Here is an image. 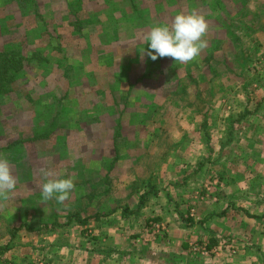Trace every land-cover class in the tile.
<instances>
[{
    "label": "rangeland",
    "instance_id": "374dc122",
    "mask_svg": "<svg viewBox=\"0 0 264 264\" xmlns=\"http://www.w3.org/2000/svg\"><path fill=\"white\" fill-rule=\"evenodd\" d=\"M98 1L96 9L94 4L79 14L74 8L73 14L55 15L52 12L56 10H48L44 0H0V47L4 46L0 64L13 44L17 55L23 56L17 69L11 65L6 71L0 68V154L17 178L15 189L0 196V264L62 262L60 248L69 240L64 234L73 231L74 236L78 231L71 216L89 217L81 226L89 243L102 221L108 225L110 206L124 209L123 200L110 202L127 193L128 184L120 180L106 192L97 190L101 202H86L88 196H80L76 188L69 194L70 202L44 199L43 173H49L48 179H58L69 172L62 166L68 163L70 169L75 159L87 161L92 153L113 151L171 153L179 149L180 156L186 158L197 156L195 150L202 149L207 154L208 144H216L217 133L224 128L231 132L232 145L239 139L235 152H241L250 163L253 154L264 155V14L260 13L264 0H233L244 2L238 12L229 2L226 9L237 14L218 12L215 7L220 0H205L214 4L204 17L206 47L186 63L171 57L151 60L143 37L155 25H170L183 7L186 11L195 6L199 9L202 0ZM57 42L62 44L58 55L52 54L51 45ZM20 134L24 139L44 134L46 138L13 147ZM244 134L254 139L245 141ZM186 137L189 141L185 142ZM3 145L6 150L2 151ZM125 157L120 159L123 163ZM235 158L228 165L230 172L233 167L240 168ZM143 160L146 167L158 162L149 156ZM202 166L201 162L199 168ZM202 168V177L210 174L209 164ZM148 171L140 174L146 180ZM263 179L247 176L253 187L256 180L261 186ZM196 180L192 183L198 187L190 190V202H185L186 190L171 202L180 220L176 229L184 237L175 245L181 248L180 253L175 252L178 256L163 263L264 264V249H245L228 237H212L202 223L199 232L194 230L203 220L204 203L219 199L217 194L214 200L216 193H208ZM73 182L74 187L83 184ZM146 184L143 181L140 187ZM234 186L231 192H237ZM249 220L242 231L248 229L247 234L250 224L256 222ZM162 222L149 221L140 241L160 247L166 239H159L162 236L154 227ZM51 234H57V239ZM255 238L251 235L246 240L248 246L262 242L264 248V241ZM147 261L161 264L158 255Z\"/></svg>",
    "mask_w": 264,
    "mask_h": 264
},
{
    "label": "crops",
    "instance_id": "0c3cea01",
    "mask_svg": "<svg viewBox=\"0 0 264 264\" xmlns=\"http://www.w3.org/2000/svg\"><path fill=\"white\" fill-rule=\"evenodd\" d=\"M13 1L15 2L16 0ZM204 2L205 6L202 5ZM229 2L234 4L236 12L244 4V2L241 3L242 5L235 3L233 0H220L219 6L215 8L217 11L225 12L226 10L229 14H233L234 9L232 11L228 10L229 8L226 9L228 4H230ZM44 4L48 10H56L52 12L55 15L73 14L72 10L76 11L77 9V13L79 14L81 10L90 8L94 4L95 9L100 5L98 0H95V3L94 0H44ZM212 5L214 6V4ZM211 6L206 4L205 0H202L199 9L195 6L190 7L186 11L183 7V10H179L178 13L188 14L194 12L203 17H207ZM211 10L213 11L212 8ZM31 11L33 12L34 10L31 9ZM260 13L264 14V10L261 9ZM51 45L52 54L61 52V42H57L56 44L52 43ZM11 47L13 48L11 49ZM14 47H16L14 44L8 46L6 49L7 54L21 63L23 60L22 53L17 55ZM2 49L4 50V46L0 47V53ZM31 53H34V51L32 50ZM47 59L49 58L47 57ZM49 60L51 61V59ZM221 121L223 123V120ZM261 122L263 123L264 121ZM257 127H259V124ZM46 134L42 135V137L46 138ZM217 135L216 144L215 142L208 144L207 154L206 152L202 153V149L195 150L197 156L189 154L186 158L180 156L179 149L171 153L149 151H129L124 153L113 151L108 154L106 153L109 157L105 154L95 152L91 154V157L87 161L83 160V158L77 161L75 159L76 163L71 162L70 169H68V163L67 165L65 164L66 167L62 166L64 170H68L69 172L60 174V178L71 177L73 181L76 180L78 183L81 181V184H83H79L73 189L76 188V192L82 197L87 195L88 199L86 202H101L97 190L106 192L108 189L113 188V185H116L117 180L123 181L128 186L125 196L114 198V200L110 199V202H118L119 199L123 200L125 202L124 209L119 208L118 205L116 207L115 205L110 206V218L108 217L110 220L107 221L108 225H103L106 222L102 221L98 229L94 230V236H92V240L90 239L91 242L88 243V238H85L82 234L81 226L83 224L79 223V220H88L89 217L84 218L82 216V218H79L77 215L71 217H77L78 221L71 219V223H76L75 226L78 228V231L74 236L73 231H66L64 235L69 240L60 248L62 262L57 261V259L56 262L59 264H149L147 260L150 261L154 255H158L159 262L161 264H167L163 262L166 259L169 260L173 255L178 256V254L175 255V252L180 253L181 248H177L175 245L184 237L179 229H176L180 220L177 218V212L175 207L173 205L171 206V202H175L178 199L177 196L183 190L188 192V198H184L185 202L189 201L192 196L189 194L190 190L198 187V185L195 186V183H192L195 179H197V183L203 185L204 189H207L208 193L214 194L215 192V198L219 196V199L216 202L209 201L210 203H204V207L201 208V211L203 212L204 210V212L200 214L203 220L198 222L194 230L197 232L200 227L199 225L202 223L205 232L207 234L209 233L212 237H228L233 243H237L239 247H245V249L257 251L264 249L261 246L262 242H258V244L255 242L256 244L252 243V246H248L249 243L246 241L250 240L251 235H254L257 240L261 239V241H264V228H261L264 226V181L260 186V181L256 180L253 187L251 181L247 180V176L249 175H252L253 179L264 176V155L256 156L253 154V162L250 163L248 161L249 158L247 160L246 156L239 154L241 152H235L236 148L234 149V147L235 145L237 146L239 139L236 140L235 145H232L234 143L228 140L231 137L230 131H226L224 128L223 132L221 130ZM24 137L20 134L19 138L13 140V147H16L17 144H21L22 142L36 141L42 138L40 136H32L24 139ZM243 137L245 141L248 138L254 139L253 135L250 136L249 134H244ZM186 141H189L188 137H186ZM5 147L3 145L2 151L6 150ZM122 155L126 156L125 159H127L124 163L120 160ZM1 156L4 158L2 153L0 154ZM146 156L156 158L158 160L156 166L146 167L145 160H143ZM233 157H236L234 161L237 162L236 165L238 164L240 168L233 167L234 170L230 172L228 165L232 164ZM106 158H109V160L105 161ZM197 162H199L198 167L196 166ZM201 162L204 164L202 167L209 164L208 172L212 174L210 177V174L202 177L201 174L204 172V169L202 167L199 168ZM191 166L194 169L191 170ZM148 169L149 171L146 173L148 178L146 180L140 174H144L145 170ZM216 170L218 172L220 171L219 175L216 174ZM21 174L22 172L19 171L18 175ZM121 175L124 176L120 177ZM200 176L201 178H199ZM227 176L233 179L227 178ZM227 180L228 183L232 182L235 185L234 188L237 192H231L233 184L226 183ZM143 181L148 182L144 188L140 187V183ZM136 183L139 184L138 188L134 187ZM255 186L261 189H256ZM230 192L231 194H229ZM114 195L118 197L115 192ZM66 202L70 201L66 199ZM92 215L95 216L96 214ZM251 218H254L256 222L255 224H250V233L247 234L248 229L242 232L248 226L247 223H250L247 221H250L249 219ZM154 220H162L163 222L161 224L165 227L162 232L163 235H160L162 237L159 239H166V241H163L158 248H153L154 244H150L153 245L150 246L140 241L142 237H145L143 235L148 230L147 226L149 221ZM245 234L249 236H245ZM51 237L57 239L58 235L51 234ZM164 242H166V247H163ZM229 246L230 244H228ZM161 258H164V260H161ZM56 262L54 259L50 263L47 261L46 264H57Z\"/></svg>",
    "mask_w": 264,
    "mask_h": 264
},
{
    "label": "clouds",
    "instance_id": "9594fccd",
    "mask_svg": "<svg viewBox=\"0 0 264 264\" xmlns=\"http://www.w3.org/2000/svg\"><path fill=\"white\" fill-rule=\"evenodd\" d=\"M208 25L204 17L197 13H177L170 25H155L143 37L147 44V56L155 61L158 58L171 57L175 62L186 63L197 57L206 47L202 37ZM143 49V53H144ZM45 182L41 192L45 200L55 198L58 202L68 199L74 188L72 178L48 179L49 173H43ZM16 177L12 174L7 159L0 158V196H6L16 187Z\"/></svg>",
    "mask_w": 264,
    "mask_h": 264
},
{
    "label": "trees",
    "instance_id": "16d2710c",
    "mask_svg": "<svg viewBox=\"0 0 264 264\" xmlns=\"http://www.w3.org/2000/svg\"><path fill=\"white\" fill-rule=\"evenodd\" d=\"M18 63H20V62H17L12 56L6 55V57L3 58V61H1L0 68L3 69L4 71H6L7 68H9L11 65L14 69H17ZM228 140H231V137ZM71 219L78 221L77 217L71 218ZM84 221L86 222V220H79V223L84 224ZM68 222H69V220H68Z\"/></svg>",
    "mask_w": 264,
    "mask_h": 264
},
{
    "label": "built area",
    "instance_id": "2783aa9c",
    "mask_svg": "<svg viewBox=\"0 0 264 264\" xmlns=\"http://www.w3.org/2000/svg\"><path fill=\"white\" fill-rule=\"evenodd\" d=\"M214 198H215V196H214ZM214 200H216V198H215ZM154 228H156V232H157L159 235H163L162 232H163L164 229H165V227H164L163 224L159 223L158 225H155Z\"/></svg>",
    "mask_w": 264,
    "mask_h": 264
}]
</instances>
